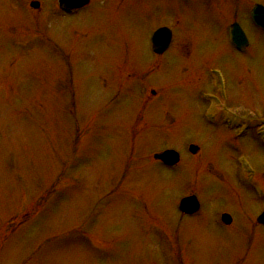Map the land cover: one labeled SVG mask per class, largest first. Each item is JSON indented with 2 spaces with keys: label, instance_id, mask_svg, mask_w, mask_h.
<instances>
[{
  "label": "rangeland",
  "instance_id": "374dc122",
  "mask_svg": "<svg viewBox=\"0 0 264 264\" xmlns=\"http://www.w3.org/2000/svg\"><path fill=\"white\" fill-rule=\"evenodd\" d=\"M245 2L264 5L91 0L66 17L0 0V264H264V146L209 118L264 114V34L243 22L250 47L225 46ZM159 26L173 39L156 57ZM164 149L176 168L153 160Z\"/></svg>",
  "mask_w": 264,
  "mask_h": 264
},
{
  "label": "water",
  "instance_id": "95a60500",
  "mask_svg": "<svg viewBox=\"0 0 264 264\" xmlns=\"http://www.w3.org/2000/svg\"><path fill=\"white\" fill-rule=\"evenodd\" d=\"M89 0H59L58 5L60 9L65 12H70L73 9H79L83 6L87 5ZM32 8H37L38 3L33 2L31 3ZM253 22L259 26L261 29H264V10L261 7H257L253 10L251 14ZM237 28V27H236ZM237 33H232V41L240 47H244L247 44V41L238 28L236 29ZM171 40V32L167 28H160L158 29L151 38L152 43V50L156 54L163 53L169 46ZM197 148L194 146L190 147V152L192 154L196 153ZM155 160L162 162L165 165L173 166L175 165L178 160V154L175 151H164L163 153L156 154L153 157ZM180 212L184 214H193L198 210V203L195 197H189L182 199L179 205ZM222 221L225 224H229L231 219L229 216L224 215L222 216ZM258 222L264 224V213L258 219Z\"/></svg>",
  "mask_w": 264,
  "mask_h": 264
},
{
  "label": "flooded vegetation",
  "instance_id": "af4514ba",
  "mask_svg": "<svg viewBox=\"0 0 264 264\" xmlns=\"http://www.w3.org/2000/svg\"><path fill=\"white\" fill-rule=\"evenodd\" d=\"M259 3L261 5H263L262 2H259ZM220 4H222V2ZM255 5H257V4L250 5V3L245 2L244 9L242 11L241 5L239 3V6L237 5V7L240 8V10H241V15L240 16H243V17L245 16L244 18H246V19L243 18V19H239V20L236 18V16H237V10H236V6H235L234 7L235 8L234 9L235 10V19L233 20V18H232L233 21L229 24V27H228L227 31L231 29V26L233 24L237 23V24L240 25V27L245 32V28L243 27V22H247V23H249L254 28V30H257L260 33L264 34V32L261 29H259L258 27H256L252 23L251 18H250L251 10L254 8ZM223 20L224 19H222V17H220V21H222V23H224ZM229 20H230V18H229ZM225 29H226V27H225ZM225 46H228V47H230L232 49L234 48L232 45H228V44H226ZM249 47H250V43L248 44L247 48L244 51H246ZM209 86L211 87V84H209ZM240 116L242 117L244 115L240 114ZM244 117L246 118L245 120L247 122V128L250 129V130L256 129V128H258V127H260V126L263 125L262 123L264 122V114H261V115H258V116H255V115L253 116L252 114L249 113V114H246V116H244ZM223 120H224V117L223 116H219V121L221 122L220 123L221 124L220 127H225V124L223 123Z\"/></svg>",
  "mask_w": 264,
  "mask_h": 264
}]
</instances>
